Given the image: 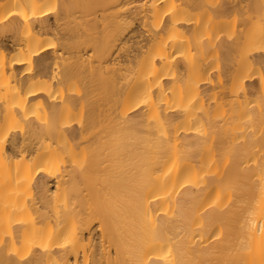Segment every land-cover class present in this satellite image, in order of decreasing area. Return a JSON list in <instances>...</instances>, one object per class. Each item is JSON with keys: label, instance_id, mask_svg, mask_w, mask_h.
Listing matches in <instances>:
<instances>
[{"label": "bare ground", "instance_id": "bare-ground-1", "mask_svg": "<svg viewBox=\"0 0 264 264\" xmlns=\"http://www.w3.org/2000/svg\"><path fill=\"white\" fill-rule=\"evenodd\" d=\"M132 1L0 0V264H264V0Z\"/></svg>", "mask_w": 264, "mask_h": 264}, {"label": "rangeland", "instance_id": "rangeland-1", "mask_svg": "<svg viewBox=\"0 0 264 264\" xmlns=\"http://www.w3.org/2000/svg\"><path fill=\"white\" fill-rule=\"evenodd\" d=\"M143 2V0H133L131 3H129L128 4V6H135V5H138V4H141ZM76 6V5H75ZM132 9H134V8H132ZM110 10H112V9H110ZM110 10H108V11H110ZM140 31H141V27H140V25H138V22L136 21L135 23H133V24H131L130 25V27H129V29L127 28L126 30H125V34H123L122 36H124V35H126V37H129L130 36V39L128 40V43H126V45H128V46H132V47H134L135 45H136V40H138L139 39V34H140ZM221 71V70H220ZM213 72H215V69H214V71ZM223 78V77H222ZM257 79V77H256V75L254 74L251 78H250V80H247V84H253V83H258V79ZM252 80V81H251ZM256 81V82H255ZM252 82V83H251ZM256 86V84H254V87ZM250 87H253V85L252 86H249L248 85V87H247V89L249 90L250 89ZM252 89V88H251ZM49 187L51 188V189H53L54 188V179H51V181H50V183H49Z\"/></svg>", "mask_w": 264, "mask_h": 264}]
</instances>
